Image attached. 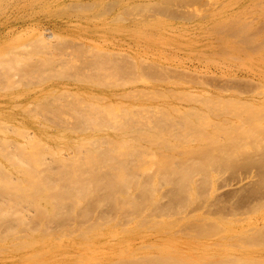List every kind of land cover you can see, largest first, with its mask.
Instances as JSON below:
<instances>
[{"label": "bare ground", "instance_id": "bare-ground-1", "mask_svg": "<svg viewBox=\"0 0 264 264\" xmlns=\"http://www.w3.org/2000/svg\"><path fill=\"white\" fill-rule=\"evenodd\" d=\"M0 264H264V0H0Z\"/></svg>", "mask_w": 264, "mask_h": 264}, {"label": "rangeland", "instance_id": "rangeland-1", "mask_svg": "<svg viewBox=\"0 0 264 264\" xmlns=\"http://www.w3.org/2000/svg\"><path fill=\"white\" fill-rule=\"evenodd\" d=\"M17 26H19V27H24L23 25H21V26H20V25H17Z\"/></svg>", "mask_w": 264, "mask_h": 264}]
</instances>
